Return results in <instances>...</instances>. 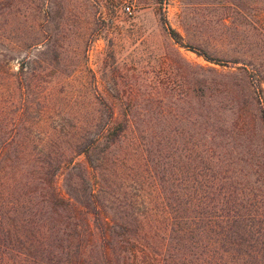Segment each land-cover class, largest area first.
<instances>
[{"label":"rangeland","instance_id":"rangeland-1","mask_svg":"<svg viewBox=\"0 0 264 264\" xmlns=\"http://www.w3.org/2000/svg\"><path fill=\"white\" fill-rule=\"evenodd\" d=\"M258 9H264V0H0V145L11 133L7 123L19 110L21 64L30 56L37 62L33 67L40 85L47 89L39 93L41 100H33L40 105L29 118L28 140L18 139L25 145L16 165L40 164L46 126L34 121L40 106L50 104L42 96L49 89L55 108L71 106L85 122L108 117L104 105L115 104L116 117L134 123L146 158L139 155L136 163L132 155L126 161L130 176L135 173L132 165L140 166L136 176L145 185L138 192L129 190L131 196L144 198L147 208L155 200L171 208L179 205L178 197L188 209L191 199L201 194L207 222L212 221L204 227L205 239L215 236L219 251L234 239L244 240L241 253L247 257L246 251L252 252L246 264H264L263 111L250 73L241 68L246 62L264 72V56L251 25ZM170 28L179 33L178 42ZM251 47L249 53L258 58L246 61L249 50L244 48ZM206 53L213 60L206 59ZM53 61L58 72L49 71ZM54 113H48L49 121ZM61 135L54 141L69 147L68 135ZM128 140L117 143L120 149L106 147L110 172L123 174L119 159ZM15 152L10 147L0 155V177L3 167H11ZM28 154L35 155L32 162H26ZM46 159L48 164L50 157ZM84 159L81 155L76 161ZM148 176L153 185L143 180ZM125 177V187L134 188ZM121 181L114 180L117 193ZM55 184L66 191L61 171ZM232 216L241 219L229 225ZM67 223H59L61 231L67 230ZM48 242L52 251L58 250L60 240L49 237ZM99 245L95 235L96 259Z\"/></svg>","mask_w":264,"mask_h":264},{"label":"trees","instance_id":"trees-1","mask_svg":"<svg viewBox=\"0 0 264 264\" xmlns=\"http://www.w3.org/2000/svg\"><path fill=\"white\" fill-rule=\"evenodd\" d=\"M251 25L255 29V41L260 46L262 57L264 56V9L254 10ZM170 33L178 42L179 33L172 28ZM37 45L39 44H36V47ZM244 49L249 50L246 51L244 60L258 58L257 54L249 53L253 47ZM204 56L208 60H213L207 53ZM236 60H239V57ZM241 63L243 65L241 68L250 73L255 84L256 97L261 102L264 122V72L258 68H250V63ZM36 64V61H31L30 56L21 64V77L24 76V79L21 78L22 83L17 88L20 98L19 110L11 119V123H7L11 124V133L6 139L1 140L0 145V155H5L10 147L11 151H17L14 157H11V167L6 166L1 169L3 176L0 177V264H246L249 262L252 252L246 249V257L240 250L241 246L245 248L244 240L239 243L234 239L221 251L216 247L215 236L211 239L206 237L209 238L206 241L204 235L207 234L208 229L204 227L212 221L210 218L209 223L207 222V215L202 208L206 200L202 199L201 194L191 199L188 209L178 197L176 198L179 205L173 204L171 208L156 200L152 207L147 208L148 203L143 200L144 198L137 199L131 196L129 190L138 192L145 185L139 181L140 177L136 176L140 173V166L132 165L131 171L135 173L130 176L127 169L130 170L131 167L128 168L126 161L132 155L136 163L139 161V155L142 159L146 158L139 149L140 142L133 129L134 123L128 118L123 120L116 117L115 104L104 105L108 117L91 118V121L85 122L72 113L71 106L55 108V103L52 104L55 99L49 89L47 94L42 96L50 104L40 106L39 115L34 121L41 127L46 126V129H43L45 139L40 148V164L16 165L15 160L17 164L21 163L22 159L18 152L20 150L24 152L25 145V141L19 142L18 139L28 140L27 132L31 124L29 118H33L32 113L35 110L37 112L36 107L40 105V102L34 103L33 100H41L39 93L47 89L39 83L41 79L36 73V68L33 67ZM48 66L49 71L58 72L54 61L48 63ZM0 86L4 84L0 82ZM78 108L80 110V107ZM1 110L0 108L2 115ZM96 110L98 111V108ZM53 111L56 113L49 121L48 113ZM242 122L241 128L245 124L244 121ZM130 130L133 136L128 133ZM62 133L68 135L69 147H61L58 145L60 141H54L56 134L60 137ZM126 139H129L125 142L127 146L121 147L123 157L119 159L121 163L119 164L125 167L123 174L116 173L117 170L110 172L106 166L108 152L106 153L105 149L106 147L120 149L117 143ZM81 155L84 156V161H76L77 156ZM46 157H50L48 164ZM33 159L35 155L31 157L28 154L25 160L32 162ZM54 160L55 164H53ZM117 169L120 170L118 164ZM60 171L64 174L66 185V191L63 192L55 184ZM109 173L116 182L122 180V184L117 186L119 193L113 190L117 188L114 180L111 182ZM125 174L130 177L134 188L125 187L128 185ZM3 177H6L7 181L2 180ZM151 179L152 176L143 178L145 183L153 185ZM147 185L149 187V184ZM150 200H153L151 196ZM58 208L63 209L59 214ZM52 213H56V217L51 216ZM227 213L225 217L229 215V211ZM228 218L233 219L228 221L229 225L241 219L240 216ZM66 221L67 230L61 231L62 225L59 223L65 224ZM228 229L232 231L230 226ZM172 232L176 233L172 236ZM213 232L217 235L216 230ZM62 235L66 237L63 238ZM95 235L100 242L98 259L93 247ZM49 237L60 240V244L55 245L57 251L55 248L52 251V245L50 246L48 242ZM242 238L240 237L239 240L242 241ZM239 261L242 263H238ZM258 264L262 263L258 262Z\"/></svg>","mask_w":264,"mask_h":264},{"label":"built area","instance_id":"built-area-1","mask_svg":"<svg viewBox=\"0 0 264 264\" xmlns=\"http://www.w3.org/2000/svg\"><path fill=\"white\" fill-rule=\"evenodd\" d=\"M127 11L130 13L131 12V9H130V7L128 6L127 7Z\"/></svg>","mask_w":264,"mask_h":264}]
</instances>
